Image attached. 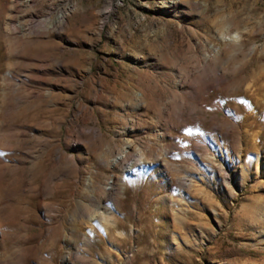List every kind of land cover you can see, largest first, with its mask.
<instances>
[{"label": "rangeland", "instance_id": "1", "mask_svg": "<svg viewBox=\"0 0 264 264\" xmlns=\"http://www.w3.org/2000/svg\"><path fill=\"white\" fill-rule=\"evenodd\" d=\"M0 264H264V0H0Z\"/></svg>", "mask_w": 264, "mask_h": 264}]
</instances>
